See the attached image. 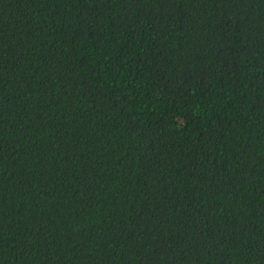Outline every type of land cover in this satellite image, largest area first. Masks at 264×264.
Segmentation results:
<instances>
[{"label":"trees","instance_id":"obj_1","mask_svg":"<svg viewBox=\"0 0 264 264\" xmlns=\"http://www.w3.org/2000/svg\"><path fill=\"white\" fill-rule=\"evenodd\" d=\"M0 264H264V0H0Z\"/></svg>","mask_w":264,"mask_h":264}]
</instances>
